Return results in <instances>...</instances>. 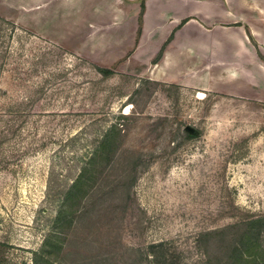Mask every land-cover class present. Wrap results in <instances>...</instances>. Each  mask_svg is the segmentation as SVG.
<instances>
[{
  "label": "rangeland",
  "instance_id": "obj_1",
  "mask_svg": "<svg viewBox=\"0 0 264 264\" xmlns=\"http://www.w3.org/2000/svg\"><path fill=\"white\" fill-rule=\"evenodd\" d=\"M18 1L37 7L26 26L0 16V264H164L160 244L166 264H202L248 233L264 249V103L136 75L112 51L104 79L81 37L111 42L112 26L89 23L86 1ZM107 113L126 131L59 232L61 192L96 146L84 128Z\"/></svg>",
  "mask_w": 264,
  "mask_h": 264
},
{
  "label": "crops",
  "instance_id": "obj_2",
  "mask_svg": "<svg viewBox=\"0 0 264 264\" xmlns=\"http://www.w3.org/2000/svg\"><path fill=\"white\" fill-rule=\"evenodd\" d=\"M75 1L64 0L63 6L68 10ZM85 1L89 23L112 26V43L100 42L108 32L81 37L84 49L101 52L103 68L111 70L112 51L119 60L126 57L136 75L264 103V0H79V5ZM35 7L0 0V16L26 26ZM125 24H131V38L123 33ZM125 42H131L130 50Z\"/></svg>",
  "mask_w": 264,
  "mask_h": 264
},
{
  "label": "trees",
  "instance_id": "obj_3",
  "mask_svg": "<svg viewBox=\"0 0 264 264\" xmlns=\"http://www.w3.org/2000/svg\"><path fill=\"white\" fill-rule=\"evenodd\" d=\"M164 49V48H163ZM162 52L160 53V56ZM159 56V57H160ZM99 74L102 75L104 79H109L114 75V72L110 69L97 68ZM128 115H124L126 117ZM109 117H112V113H107L101 115V117L96 118L85 126L84 133L88 135H96L94 141L96 142L95 150L92 158L86 162L84 168L80 171L79 175L72 183L71 187L68 190H63L61 196L64 195L63 204L59 207V210L56 214L55 224L59 232L66 226L69 222L71 216L70 203L74 198H79L80 195H83V189L88 186L89 182H92L95 179V174L97 171L93 168L97 163L105 162L111 160L112 156L115 153V146L117 139L122 136V133L125 132V124L113 122L109 125L108 128L103 126L100 122L108 121ZM114 117V116H113ZM119 117H123L119 115ZM102 128V132L99 133V129ZM61 191V190H60ZM60 191L58 194H60ZM263 219L256 220L254 223H263ZM58 232V233H59ZM229 231H221L220 236H226ZM256 239V238H255ZM237 245L233 246V258H226L220 261H216V258H212L211 254H207L205 261L202 264H264V249L259 244L256 245L252 242L250 233L245 237V242H242L241 246L239 242ZM162 244L152 246L150 251V262H163L166 264L168 261H172L174 258H170V254L162 250ZM262 258H261V257ZM169 257V258H167ZM38 264V261H37ZM44 264H53L48 260H45Z\"/></svg>",
  "mask_w": 264,
  "mask_h": 264
},
{
  "label": "water",
  "instance_id": "obj_4",
  "mask_svg": "<svg viewBox=\"0 0 264 264\" xmlns=\"http://www.w3.org/2000/svg\"><path fill=\"white\" fill-rule=\"evenodd\" d=\"M186 131L189 132L190 134H195V135L199 134V132L195 128L191 127V126H188L186 128Z\"/></svg>",
  "mask_w": 264,
  "mask_h": 264
}]
</instances>
